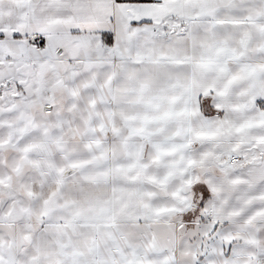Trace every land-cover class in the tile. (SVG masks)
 Returning <instances> with one entry per match:
<instances>
[{"label":"snow or ice","instance_id":"obj_1","mask_svg":"<svg viewBox=\"0 0 264 264\" xmlns=\"http://www.w3.org/2000/svg\"><path fill=\"white\" fill-rule=\"evenodd\" d=\"M0 264H264V0H0Z\"/></svg>","mask_w":264,"mask_h":264}]
</instances>
